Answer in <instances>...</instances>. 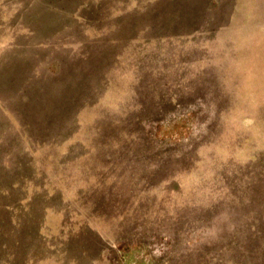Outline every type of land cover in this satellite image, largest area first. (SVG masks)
<instances>
[{
	"label": "rangeland",
	"instance_id": "374dc122",
	"mask_svg": "<svg viewBox=\"0 0 264 264\" xmlns=\"http://www.w3.org/2000/svg\"><path fill=\"white\" fill-rule=\"evenodd\" d=\"M0 264H264V0H0Z\"/></svg>",
	"mask_w": 264,
	"mask_h": 264
}]
</instances>
